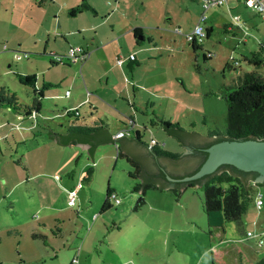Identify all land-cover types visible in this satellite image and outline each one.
Listing matches in <instances>:
<instances>
[{"label":"rangeland","instance_id":"1","mask_svg":"<svg viewBox=\"0 0 264 264\" xmlns=\"http://www.w3.org/2000/svg\"><path fill=\"white\" fill-rule=\"evenodd\" d=\"M71 2L0 0V122L5 121L7 125L0 127V133L8 136L0 137V149L3 150V155L0 152V264H255L264 256V234L263 242L258 240L264 228V203L258 206L256 202L260 194L264 201V185H253V199L246 211L239 219L226 220L224 233L221 227L209 231L202 184L185 187L178 197L171 190L150 188L145 194V202L135 208L142 195L133 186L142 179L129 175L132 166L126 156L117 155V140L99 143L93 157L81 144L59 145L52 140L53 146L47 149L50 151L49 173L26 178V172L30 170L24 169V162L35 159L33 149L40 145L39 137L45 129L41 128V134L33 137L29 131L23 135L22 128L11 127L18 114H25L35 102L34 87L22 81L19 74L24 70L35 72L38 83H42L43 73L48 76L43 71V64L46 69L53 50H65L64 36L71 37L67 30L81 24L62 6ZM90 2L99 8L100 14L97 17L86 12L87 25L102 18L105 10L108 22L124 18L144 24V44L140 46L133 42L134 49L150 47L152 43L157 45L153 50L157 52L156 60L134 66L133 72L124 61V76L117 83L118 87L128 89L124 99H119L126 107L121 110L122 116L130 111L134 114L143 142L149 144L154 137L165 150L180 155L185 151V145L178 137L156 123L155 111L171 122H179L187 132L195 131L205 136L211 130L225 132L227 102L221 97V88L229 80L225 79V74L239 69L228 68V64L233 65L229 57L233 55L240 59L241 72L255 67L243 58V49L259 48V40L264 44V18H254L256 25L249 28L245 47L224 33L223 22L231 18L228 8L224 4L208 8L206 12L214 31L204 40L203 48L211 50L213 56L204 60L200 50L195 57L185 35L194 26L195 13L203 10V0ZM144 4L146 7L142 9ZM170 14L174 15L173 22ZM154 21L162 27L159 31ZM110 47H105L102 54L103 66L96 65L94 54L95 61L88 67L94 76L116 61L117 57L110 59ZM129 50L126 47L122 55H128ZM26 51L28 58L23 55ZM86 73L84 69L82 73L78 72L82 79ZM105 79L106 75H103L101 80L105 82ZM154 83H157V90L151 91L155 88ZM67 84L58 82L54 89L57 96L65 95ZM88 84L92 91V87L98 89L95 85L100 82ZM69 88L73 92V87ZM211 91L219 94H210ZM148 98L153 104H147L145 99ZM128 99L132 103L129 104ZM40 100L42 113L48 116L47 119L40 117V121L57 127L58 122L67 119V115L58 114L67 106L66 102H58L59 98H56L55 103H58L55 105L50 96ZM101 110L110 117L112 109ZM80 111L81 116L88 117V103L75 107L72 113L79 115ZM109 120L113 127L121 124L120 119L117 125L113 118ZM22 122L28 124L30 119ZM25 151L27 156L21 157ZM18 159L22 163L17 164ZM91 166L90 179H85ZM55 173L61 179L57 180ZM78 181L82 183L80 187L76 185ZM108 186L115 188L120 202L111 198L112 206L102 211ZM72 188L76 190V200L68 204L70 192L69 197L67 193ZM248 230L252 235L247 236ZM42 231L46 234L44 238L33 236ZM74 257L78 262H72Z\"/></svg>","mask_w":264,"mask_h":264},{"label":"crops","instance_id":"2","mask_svg":"<svg viewBox=\"0 0 264 264\" xmlns=\"http://www.w3.org/2000/svg\"><path fill=\"white\" fill-rule=\"evenodd\" d=\"M80 1L81 0H72L70 5L68 6L62 5L63 8L68 10L67 11L68 15L71 16L74 21H78L79 23H81L77 28H69V30H67V34L70 35L71 37L68 38L67 36H64L67 41V46L63 52L65 53L70 45H81L85 49L89 50L90 55L88 59L82 63L61 64V63H55L53 61V58H51L52 57L51 55L46 69H45L46 66L43 64V71L47 72L48 76H46L45 73H43L42 83L37 82L38 75H36L35 72L32 73L30 71L31 72L30 73L24 70L23 72L20 73V74H35L36 76L35 85H32L34 87V93H35L34 95V101H35L34 105L35 106L30 107L29 110L28 111L26 110L25 114L23 115L18 114L16 120H14L16 123L11 124V127L17 128V129L22 128V130L24 131L23 135H27L26 132L29 131L30 132L29 135H32L33 137H36V136L38 137V135L41 134L40 133L41 128L45 129V133H42V135L39 137L40 140L38 141V144L40 145H37V146L35 145L34 147L35 149H33L32 156H34L35 159L30 160V162L25 161L23 165L25 170L27 169L30 170L26 172L28 173L26 178H29V179L32 177L40 176L42 174L46 176L49 173L47 167H48V161L50 160V155H49L50 151L47 149L48 147L53 146L51 144V141L54 139L51 137H48L47 132H52L55 134H64L68 131L71 125L79 126V125H98L100 124L104 126L103 128H105L110 133L112 139H118L119 137H115V134L119 130L125 128L129 117H132L135 119V116L133 113H131V111L128 114L125 113L124 117L122 116V113H121V110L126 109V107L123 106V104L119 101V99L120 98L124 99L123 96H125L126 90L128 92V89L127 87H124V86L118 87L117 85L119 79L124 76V69L122 68V64L124 62L119 63L117 59L124 58V61H126L125 63L128 65V68L130 69L131 72H133L134 66H138L140 64L141 66L142 65L144 66L149 62L148 60L153 59V61H155L156 58L158 57L157 52L153 51L157 47V45H155L154 43H152L150 47H142V48L134 49L133 42H136V44L140 46H143L144 44L143 43V40L145 39L144 24L139 23V22H133L132 20H125L124 18L108 22V19H107L108 16H106L107 12H105L104 10L103 12L104 14L102 18L97 19L91 25H87L86 21L88 17H87L86 12H92L95 14L94 16L98 17V15L100 14V10L96 5L91 3L95 12L87 10V11L78 12L76 15L70 14L69 9L77 5ZM223 4L228 8V11L230 12V16H231L229 20H225V22H223L224 33L226 35L229 34L232 37V39L236 38L238 45L243 44L245 45V47H247L246 40H247L248 35L250 34L249 28L251 26L256 25V23H254L255 22L254 18L256 16H261L262 18H264L263 14H260L254 8L248 7L244 0H226ZM218 6H215V7H218ZM145 7H146V4H144L142 9H145ZM199 14H200L199 12L195 13L194 25L196 24L198 20ZM236 14L239 15L238 19L234 17V15ZM144 17L147 19V16H144ZM169 18L171 22H173L175 19L173 14H170ZM148 20H150V18ZM154 23L157 24V28L159 31L162 27L158 24V21H154ZM236 23H238L240 26L237 27ZM205 27H206V34H205L204 40L209 39L214 31V27H213V24L209 20V16L207 18V23ZM135 29L137 30L136 31L137 33L135 32ZM178 29H180V27H178ZM76 30L78 31V35L76 34ZM140 35L142 37H139ZM204 40H203V46H204ZM259 43H260L259 48L264 47V44L260 40H259ZM109 45H111L112 47V48L110 47L111 48L110 49L111 50L110 59L117 57L116 61L113 62L111 66H108L107 70L102 69L101 71L97 73L98 76H94V74H91L89 72V68H88L90 64H93L95 61V57L93 58V56L94 54L96 55V58H97L96 65H102V62L104 61L102 58V54L104 52L105 47ZM124 46L131 49L129 50L128 55H122L123 50L126 48ZM206 50L212 52L209 49H206ZM254 50L256 49L248 48V47L244 48L243 52H245V55L243 56V58L245 59L249 58L251 56L252 51ZM53 51H56L58 53H63L62 51H59L57 49ZM203 51L205 52V50ZM231 51L234 52L233 49ZM210 52H208V54ZM132 54H134V58L131 59L130 55ZM28 57L29 56H27L26 58ZM233 57H234L233 55H230L229 58L232 59ZM234 58L238 59L239 63L233 64L231 65V67L228 66V68L236 69V67H239V69L235 70L236 71L235 73H230L229 75L225 74V79L227 80L229 79L228 81L225 82V85L234 84L245 71H249V70L256 68V65H254L252 62L248 60V62L253 64V66L255 67L249 70L245 69L241 72L240 69L242 68L240 67V64H241L240 59L237 57H234ZM135 62L137 63L135 64ZM263 67L264 66L258 69L260 70V72L264 74V69H262ZM83 69L86 70L87 72L86 77H84V79H82V77L79 76L78 74V72L82 73ZM40 72H42V70H40ZM103 75L104 76L106 75L105 82L101 80ZM59 81H64L66 84L68 83L67 84L68 87L66 90H69L70 89L69 87H73L74 89L73 92L70 89L69 93L67 94L65 90L64 96H61V97L57 96L58 94H56V91H54V89L57 86ZM36 82L38 83V85L36 84ZM88 82L89 83L90 82L91 83L100 82L99 85H95V86H98V89H96V87H92L91 88L92 91H90L88 89L89 87ZM153 86H155V88H151V91L155 89L157 90V83H154ZM103 87H105V90H103ZM47 96H50V98L53 99V102L55 105L61 100L67 103V106H64L61 110L56 108L57 110H59L58 114H60L61 116L67 115V119L65 118L64 122H58L57 127H51L47 122H42L39 119L40 117H43V116H45L46 119L48 118V116L42 113V101L40 100V98L44 99ZM56 98H59L57 103H55ZM148 99L149 100L145 99L147 104H149V102H150V105L153 104L151 99L150 98ZM143 100L144 99H142L141 101ZM127 102L129 104L132 103L129 99L127 100ZM85 103H88L89 108H90L88 117L81 116V111L79 115H75L74 113H72L75 107L77 108L78 106L79 108L80 105L85 104ZM108 107L109 109H112L110 117L116 121L115 125H117V122L120 119L121 124L119 126L113 127L114 124L111 122V120H109L110 117L107 116V113L102 112L101 109H107ZM17 119H20L19 120L20 122ZM24 119H30V122L28 124L22 122V120ZM5 123H6L5 121L0 122V127L7 126ZM136 131H139L142 136V131L139 127L136 126V121H135L133 127H131L125 135L131 138L137 139L140 143L147 146L151 150V148L149 147L150 143L146 144L145 142H143L141 140L142 137L141 139L137 138ZM9 133L11 132L9 131L8 134ZM19 134H22V131H20ZM2 135L0 133L1 138L8 137V136H4V135H7V133H4V134L2 133ZM208 137H211V136L208 135ZM110 141L116 142V140H108L104 142H110ZM56 142L57 141L55 140V143ZM58 144L59 145L81 144L83 147H86L87 149L91 147L90 144H87L85 142H75V143H66V144L58 143ZM97 146L93 149L94 150L93 155L95 153ZM0 152L3 155V150L0 149ZM117 155H118V146H117ZM20 156L25 158L27 156V151H25L24 153H21ZM91 157L93 156L91 155ZM21 161L22 160L18 159L17 164L22 163ZM13 162H15V159L13 160ZM1 167L3 168V164L1 165ZM30 173H33V174H30ZM54 175L57 180L58 178L61 179V176L59 177L58 173H55ZM23 178L24 177H22L21 180H23ZM79 184L81 186L82 184L81 181H78L76 185H79ZM109 187L112 188L111 186H108V188ZM72 189H75V188H72ZM72 189L68 190V193H67L68 197H69V192ZM112 189H115V188H112ZM165 190H169V188ZM68 204H70L69 201H68ZM222 230L225 233V230L224 229ZM221 241H223V239ZM224 251H225V248L223 252ZM220 253L221 252H218V254Z\"/></svg>","mask_w":264,"mask_h":264},{"label":"trees","instance_id":"3","mask_svg":"<svg viewBox=\"0 0 264 264\" xmlns=\"http://www.w3.org/2000/svg\"><path fill=\"white\" fill-rule=\"evenodd\" d=\"M87 10L95 12L89 0H81L77 5L69 9V13L76 15L78 12ZM259 13L263 14L261 12ZM236 24L237 27L240 26L238 23ZM136 31L137 30L135 29V32ZM190 44L196 54L195 57L198 55L197 51L199 50H202L201 52L204 60L211 58L213 55L212 52L203 48V42L193 40L190 41ZM203 50H205V52ZM208 52L210 53L208 54ZM232 59V63L235 64L234 61L236 59L234 57ZM247 60L256 65V68L245 71L234 84L225 85L221 88V97L227 102L225 132L211 130L209 132V136H215V138L207 141L206 145H199L200 142L191 140L184 143L185 146L189 145L194 151L202 153L199 163L197 161L198 164H196L193 168L184 170L182 174L167 171L166 165L160 163L161 158L177 159L181 158V156L179 153L161 148L157 141L152 145V147H150L152 150L150 152V156L154 159L157 168L155 171L149 172L139 160L123 152L121 147L118 145V156H126L132 166V170L129 171V175L137 179L142 178V181H136L133 186V189L135 191H139L142 195L140 196L138 203L135 205V208L145 202V194L150 188H169V190H171L175 196L178 197L185 187H193L196 184H202L204 188L203 206L207 216L210 232L211 228L221 227L223 229L226 220L239 219L246 211L249 202L253 199V185H264V181H254L259 174L256 170H245L237 167L236 165L225 163L222 164L215 172L205 174L196 179L177 181L170 180L167 176L168 174H171L175 177H182L186 174L195 172L208 154L206 147L218 140L234 138H264V74L258 69L264 66V47L252 51L251 56L247 58ZM136 63L137 62H135V64ZM230 65L231 64H228L229 67ZM19 77L22 81L35 85V74H19ZM210 94L218 95L219 93L211 91ZM154 114L157 117L156 123L164 125L170 133L180 138L183 134L190 133L186 132V129L181 126L179 122H171L159 115L156 111ZM154 122L155 121H153V123ZM103 127L104 126L100 124L79 126L71 125L66 133L59 134V141L64 143L91 141L90 150H92L99 143L104 142L102 139L104 132L101 131L104 129ZM136 136L139 139L142 137L139 131H136ZM92 172L93 167L91 166V168L87 170V174L84 178L90 179ZM111 191H114V189L109 187L107 190V197L102 205V211H105L112 206L110 199L108 198ZM42 232L40 234H33V236H40L44 238L46 234ZM239 264L244 263L240 262ZM255 264H264V256L258 259Z\"/></svg>","mask_w":264,"mask_h":264},{"label":"water","instance_id":"4","mask_svg":"<svg viewBox=\"0 0 264 264\" xmlns=\"http://www.w3.org/2000/svg\"><path fill=\"white\" fill-rule=\"evenodd\" d=\"M139 37L142 36L140 35ZM164 128L168 133H170L165 126ZM101 131L104 132V136L102 138L104 141H119L121 150L123 152H126L129 156L139 160L149 172L155 171L157 165L154 162V159L149 154L144 153V151H146L147 153H150L152 151L147 146L140 143L137 139L131 138L126 135H122L118 139H112L110 133L105 128ZM47 136L53 138L58 143L66 144L59 141V134L47 132ZM214 138L215 136L208 137L197 132H190L189 134L186 133L183 134L181 138L178 137V139L183 144L186 141L188 142L190 140L200 142L202 141V139L210 141ZM77 142H85L91 145V141ZM90 149L91 147L88 149V151L90 154L92 152L91 155H93V149ZM190 150H192V148L189 145H186L185 151L180 155L181 158H177L174 160H172L171 158H161L160 162L165 164L171 171L182 174L184 170L193 168L198 161L197 155H189ZM206 151L208 152V154L205 160L195 172L186 174L182 177H175L171 174H168V179L177 181L196 179L205 174L215 172L222 164L230 163L245 170L258 171L259 174L254 179V181H264V138L221 139L206 147Z\"/></svg>","mask_w":264,"mask_h":264},{"label":"built area","instance_id":"5","mask_svg":"<svg viewBox=\"0 0 264 264\" xmlns=\"http://www.w3.org/2000/svg\"><path fill=\"white\" fill-rule=\"evenodd\" d=\"M226 0H203V10L200 12L199 16H198V20L196 22V24L194 25V27L192 28V30H190L189 32H187L186 38L189 41H193L196 40L198 42H203L204 38H205V34H206V22H207V18H208V14H207V9L212 7V6H218V5H222ZM246 5L248 7L254 8L257 12H261L264 15V0H244ZM235 18H239V15L236 14L234 15ZM24 56H29V53L26 51L24 54ZM52 58L56 63H82L84 61H86L90 55L89 50L85 49L83 46L81 45H70L69 48L67 49V51L65 53H57V52H51ZM16 56H21V54L16 53ZM131 58H134V54L130 55ZM117 61L119 63H122L124 61V58H118ZM235 64H238L239 61L236 59ZM66 93H69V90H66ZM134 125V119L130 118L127 122V127L123 128L121 130H119L116 134L115 137H120L122 135H124L126 133V131H128L131 127H133ZM1 137V136H0ZM156 139L155 138H151V143L149 144V147H152V145L154 143H156ZM80 186V184L78 185ZM75 193L76 190L72 189L70 191V200L69 203L73 204L71 202H74L76 200L75 198ZM108 198L111 199L113 198L116 202H120V199L116 193V191H111L108 195ZM258 206H261L263 204V198L260 196L257 197L256 200ZM264 234V228L261 231V235L259 237V242L262 243L263 242V238L262 235ZM252 235V232L250 230L247 231V236ZM72 262H78V258L74 257L72 259Z\"/></svg>","mask_w":264,"mask_h":264},{"label":"flooded vegetation","instance_id":"6","mask_svg":"<svg viewBox=\"0 0 264 264\" xmlns=\"http://www.w3.org/2000/svg\"><path fill=\"white\" fill-rule=\"evenodd\" d=\"M206 142H207V140H205V139H202V141H200V144L199 145H203V144H205L206 145ZM191 147V146H190ZM144 153H146V154H149L150 155V153H147L146 151H144ZM189 155H197L198 156V161L200 160V157H202V153L201 152H198V151H194L193 149L192 150H190L189 151ZM161 163V162H160ZM161 164H163V163H161ZM196 164H197V162H196ZM166 168H167V166H166ZM167 171H169V172H172L170 169H166Z\"/></svg>","mask_w":264,"mask_h":264},{"label":"clouds","instance_id":"7","mask_svg":"<svg viewBox=\"0 0 264 264\" xmlns=\"http://www.w3.org/2000/svg\"><path fill=\"white\" fill-rule=\"evenodd\" d=\"M130 58H131V57H130ZM131 59H132V58H131ZM123 62H124V61H123ZM123 62H122V63H123ZM130 118H132V117H129V119H130ZM129 119H128V120H129ZM132 119H134V118H132ZM134 123H135V119H134ZM126 127H127V125L125 126V128H126ZM126 133H127V131H126ZM126 133H125V134H126ZM125 134H124V135H125ZM246 234H247V232H246Z\"/></svg>","mask_w":264,"mask_h":264}]
</instances>
